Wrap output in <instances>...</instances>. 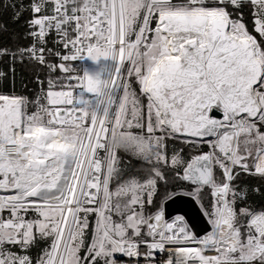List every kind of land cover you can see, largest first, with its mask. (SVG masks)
Wrapping results in <instances>:
<instances>
[{
	"label": "snow or ice",
	"instance_id": "6c2138e0",
	"mask_svg": "<svg viewBox=\"0 0 264 264\" xmlns=\"http://www.w3.org/2000/svg\"><path fill=\"white\" fill-rule=\"evenodd\" d=\"M0 8L32 38L0 59L48 73L31 98L0 92V264H264V205L235 183L264 179V0ZM169 173L204 235L165 218Z\"/></svg>",
	"mask_w": 264,
	"mask_h": 264
},
{
	"label": "trees",
	"instance_id": "16d2710c",
	"mask_svg": "<svg viewBox=\"0 0 264 264\" xmlns=\"http://www.w3.org/2000/svg\"><path fill=\"white\" fill-rule=\"evenodd\" d=\"M25 5H27L28 0H23ZM30 18V13L25 12L22 19L19 21H14L12 19V10H4L0 8V47H8L10 49H17L22 47L28 43V38H26L25 34L28 31V27L26 24V20ZM2 69L7 71V64L2 63ZM38 67L30 62L24 61L23 63L17 64L18 76L14 78V86L15 90L18 94L28 95L30 98L34 96L36 91V84L33 79L35 74L38 71ZM8 76V74H7ZM26 86V87H25ZM13 88V83H12ZM11 82L9 80V76L5 80H0V92H9L12 90ZM174 147L177 149L181 147L179 143H177ZM204 151H207V148H204ZM148 166L143 162L136 163V171L134 174L143 176L146 174L144 169ZM240 187H246L249 192V202L254 203L256 206L264 205V199L261 196L254 192L253 189L261 188L264 189V179L259 176H253L248 174H241L238 177V180L235 182ZM181 188L173 179L171 173L168 174V184L165 185L163 182L159 185L160 195L156 198L157 203H163V194L167 190L168 192L177 191ZM210 197L207 192L203 193L201 196V201L204 206L207 207L209 204ZM200 204V203H199Z\"/></svg>",
	"mask_w": 264,
	"mask_h": 264
},
{
	"label": "water",
	"instance_id": "95a60500",
	"mask_svg": "<svg viewBox=\"0 0 264 264\" xmlns=\"http://www.w3.org/2000/svg\"><path fill=\"white\" fill-rule=\"evenodd\" d=\"M165 218L181 215L187 221L189 227L197 235H203L210 230L207 218L193 197L177 194L172 199L163 203Z\"/></svg>",
	"mask_w": 264,
	"mask_h": 264
},
{
	"label": "built area",
	"instance_id": "2783aa9c",
	"mask_svg": "<svg viewBox=\"0 0 264 264\" xmlns=\"http://www.w3.org/2000/svg\"><path fill=\"white\" fill-rule=\"evenodd\" d=\"M27 38H28V43H27L26 45L22 46V47H28V46L32 43V38H31V37H27ZM48 47H54V45H53L51 42H49ZM19 48H20V47H19ZM25 61L30 62V61H28V60H25ZM2 63H6V64H7V71L3 70V69H2V66H0V71H3V72H5V73L8 74V76H9V80H10V82H11V88H12L13 79H14L15 77L18 76V71H17V64H18V63H16V64L14 65V67H15V74H14V76H13V73L10 71V68L12 67V65H10V64L8 63V61H7L6 58H5V59H0V65H1ZM30 63L36 65V66L38 67V69H39V70L37 71V73L35 74V76H34V79H33L34 83H35V79H36L37 75H39L42 79H46V78H47V74H48V73H47V69H45V68H43V67L37 65L35 62H30ZM202 212H203V211H202ZM176 216H177V215L172 216V217H170V218L167 219V220L171 221V220H172L173 218H175ZM180 216H181V215H180ZM204 216H205V215H204ZM203 235H204V234H203ZM201 236H202V235H201Z\"/></svg>",
	"mask_w": 264,
	"mask_h": 264
},
{
	"label": "rangeland",
	"instance_id": "374dc122",
	"mask_svg": "<svg viewBox=\"0 0 264 264\" xmlns=\"http://www.w3.org/2000/svg\"><path fill=\"white\" fill-rule=\"evenodd\" d=\"M89 67H92V65L90 64V62H89ZM184 191H186V189H180V190H177V191H175L177 194H183L184 193ZM165 201H163V203H164ZM197 202V201H196ZM163 203H162V206H163ZM197 204L199 205V207L201 208V206H200V204L197 202ZM201 210H202V208H201ZM203 211V210H202ZM204 214V213H203ZM206 217V216H205ZM207 218V217H206Z\"/></svg>",
	"mask_w": 264,
	"mask_h": 264
}]
</instances>
